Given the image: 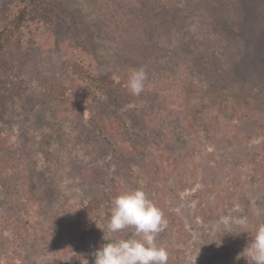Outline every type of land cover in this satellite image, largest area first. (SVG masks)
I'll return each instance as SVG.
<instances>
[{
  "label": "rangeland",
  "instance_id": "obj_1",
  "mask_svg": "<svg viewBox=\"0 0 264 264\" xmlns=\"http://www.w3.org/2000/svg\"><path fill=\"white\" fill-rule=\"evenodd\" d=\"M23 8L0 62V264H94L102 229L133 236L107 224L136 188L167 220V264H248L235 257L264 223V0H0V30Z\"/></svg>",
  "mask_w": 264,
  "mask_h": 264
},
{
  "label": "clouds",
  "instance_id": "obj_2",
  "mask_svg": "<svg viewBox=\"0 0 264 264\" xmlns=\"http://www.w3.org/2000/svg\"><path fill=\"white\" fill-rule=\"evenodd\" d=\"M146 79L147 73L143 67L134 69L127 82L130 93L140 95ZM166 226L167 220L162 210L154 205L142 188L122 192L112 200L107 232L118 233L131 228L133 236L129 239L109 240L102 229L103 239L107 243L93 253L94 264H167L168 250L156 240L157 234ZM241 226L247 229L246 218L242 220ZM242 257L248 264H264V223L255 227L251 241L237 254L235 260L239 261Z\"/></svg>",
  "mask_w": 264,
  "mask_h": 264
},
{
  "label": "trees",
  "instance_id": "obj_3",
  "mask_svg": "<svg viewBox=\"0 0 264 264\" xmlns=\"http://www.w3.org/2000/svg\"><path fill=\"white\" fill-rule=\"evenodd\" d=\"M28 4H39L42 2H45V0H27ZM27 20V15H26V10L25 8H23L19 14L13 18L10 22L9 25L4 27L2 30H0V62H1V58L4 54H6V52H8V50H10L13 46V38H14V34L15 31L19 30L20 28H22L23 24L25 23V21ZM89 82L95 86L99 85L100 89H103L102 94L107 95V97H109V99H111V97L117 99L120 98L118 101L114 100L113 104H119L121 103V98L122 96L116 92H111V89H107L105 92L106 87H104V82H102V78L100 77H96V76H89ZM3 90V85L1 84V80H0V93H2L1 91ZM116 96V97H114ZM125 100V99H124ZM1 101H0V111H1ZM134 123H136L137 125H139L141 128L144 129L143 126V122L142 120L140 121H134ZM123 125H125V123H123Z\"/></svg>",
  "mask_w": 264,
  "mask_h": 264
}]
</instances>
